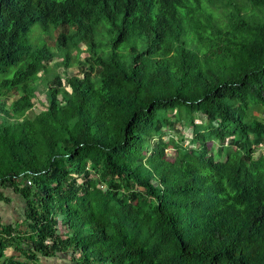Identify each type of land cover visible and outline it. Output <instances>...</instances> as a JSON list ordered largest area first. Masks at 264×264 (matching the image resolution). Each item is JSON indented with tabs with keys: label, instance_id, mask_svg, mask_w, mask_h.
<instances>
[{
	"label": "trees",
	"instance_id": "obj_1",
	"mask_svg": "<svg viewBox=\"0 0 264 264\" xmlns=\"http://www.w3.org/2000/svg\"><path fill=\"white\" fill-rule=\"evenodd\" d=\"M0 78L6 264H264V0H0Z\"/></svg>",
	"mask_w": 264,
	"mask_h": 264
},
{
	"label": "rangeland",
	"instance_id": "obj_2",
	"mask_svg": "<svg viewBox=\"0 0 264 264\" xmlns=\"http://www.w3.org/2000/svg\"><path fill=\"white\" fill-rule=\"evenodd\" d=\"M36 32H38L40 35L43 36L42 39L40 38V40H39V44L41 46H46L47 45L48 47H51L52 49H54L55 47H57V44H56L57 43V40H56L57 34H55L54 37H49V36L43 34L41 28L39 27V25L36 24V25L33 26L32 30H31V36H30L31 39L34 37V35H37ZM80 49L82 51V53L80 55V59L83 60L84 58H86L88 56V53H87L88 52L87 51L88 47L86 45H84V44H81L80 45ZM76 53H77V51H72V60L74 62H75V59H73V58L77 55ZM58 58H59V60H57V62H62L61 57L58 56ZM78 70H79L78 65L70 66L67 70H65L63 68V66L57 68L53 64L52 67H51L49 76L53 78L54 74L56 72H58L60 74L61 78L64 80L65 79V73L66 72L70 76H74L75 74L78 73ZM44 90H45V87L43 85H40V90H37V97L38 98H36L34 100V102L36 104V108L32 112H29L28 113V115H27L28 118L34 117L35 114H36V111L43 110V108L46 106L47 100H46L45 93H43ZM40 91H41V93H40ZM15 99H16V97H12L10 99V101H8V102L11 103ZM256 115H258V113H256ZM0 121H1V118H0ZM177 130L178 131H181L187 137H191V134H192V130L191 129H188L187 127H181V126H179ZM177 139H178V137H177V134H175V133L169 132L167 134V136H166V141L170 142L172 145L175 144V143H177ZM210 145L211 144H209V149H211L212 152L214 153V150H215L216 145L215 146L214 145L213 146H210ZM174 154H175L174 150H169L168 151L167 155H168L169 161H172L174 159ZM259 155H263L264 156V147H262L258 151L257 156H259ZM225 159H226V156L225 155H221L220 157H217L216 158V160L219 161V162H224ZM58 217L60 218V216H58ZM63 232H64V230H63ZM60 256H62V257H58L57 260L62 258V259L68 260V262H69L68 264H72V262L69 259H67L65 255L62 254ZM44 262L47 263V264H49V262H51V264H54V263H52L53 261H44Z\"/></svg>",
	"mask_w": 264,
	"mask_h": 264
},
{
	"label": "crops",
	"instance_id": "obj_3",
	"mask_svg": "<svg viewBox=\"0 0 264 264\" xmlns=\"http://www.w3.org/2000/svg\"><path fill=\"white\" fill-rule=\"evenodd\" d=\"M6 196L11 198V202L6 203L0 201V222L5 225H14L20 224L23 220L24 215V207L20 197H17L14 193L7 191ZM25 229V228H23ZM19 259L21 261L24 260L23 255L16 251L13 247H9L4 252V257L0 259V264H6L7 259ZM15 259V260H16ZM68 259V258H67ZM44 261H53L54 264H68V260L65 259H41V264H47ZM51 264V262H49Z\"/></svg>",
	"mask_w": 264,
	"mask_h": 264
},
{
	"label": "built area",
	"instance_id": "obj_4",
	"mask_svg": "<svg viewBox=\"0 0 264 264\" xmlns=\"http://www.w3.org/2000/svg\"><path fill=\"white\" fill-rule=\"evenodd\" d=\"M29 184H30V182H29Z\"/></svg>",
	"mask_w": 264,
	"mask_h": 264
}]
</instances>
